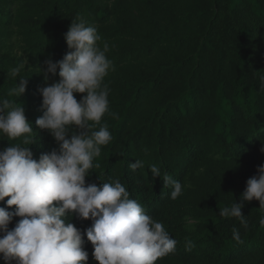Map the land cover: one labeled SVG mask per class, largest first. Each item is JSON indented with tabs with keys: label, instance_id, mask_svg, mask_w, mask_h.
I'll return each instance as SVG.
<instances>
[{
	"label": "trees",
	"instance_id": "1",
	"mask_svg": "<svg viewBox=\"0 0 264 264\" xmlns=\"http://www.w3.org/2000/svg\"><path fill=\"white\" fill-rule=\"evenodd\" d=\"M80 19L109 44L115 70L103 84L118 116L102 120L112 140L86 185L120 180L164 225L176 249L155 264H264L259 202L242 208L247 227L218 215L240 202L247 179L264 163V0H0V96L23 106L36 132L34 159L58 149L35 126L42 116L38 90L46 86L37 70L69 51L64 34ZM24 60L26 91L9 97L15 84L9 70ZM16 142L0 137V150ZM136 159L145 167L132 171ZM151 164L161 169L160 179L147 170ZM164 173L183 185L176 199ZM69 222L82 232L91 224L75 215ZM233 227L242 243L232 239ZM84 247L87 264H97L86 238Z\"/></svg>",
	"mask_w": 264,
	"mask_h": 264
},
{
	"label": "clouds",
	"instance_id": "2",
	"mask_svg": "<svg viewBox=\"0 0 264 264\" xmlns=\"http://www.w3.org/2000/svg\"><path fill=\"white\" fill-rule=\"evenodd\" d=\"M64 40L68 52L59 61H44L45 85L38 91L42 98V116L36 119L37 129L46 131L58 145L38 159L33 158V126L27 121L23 106L0 96V137L18 141L0 150V260L4 264H87L89 253L85 238L92 246L97 264H155L176 249L164 225L146 213L120 180L86 185V178L101 156L102 146L112 140L104 116L118 118L109 108V89L103 84L110 71L109 44L98 34L95 25L73 20ZM27 61L10 68L15 80L9 97L20 98L26 91ZM58 80L48 83L49 77ZM76 94H81L79 101ZM264 152V147L261 148ZM145 167L141 159L129 163L132 171ZM153 178H161L156 164L147 168ZM146 175V174H145ZM164 187H171L170 198L183 192V185L167 173ZM234 200V199H233ZM258 201L264 212V163L247 179L239 201L219 209L223 218H236L247 227L242 214L246 202ZM75 215L91 221L78 229L69 222ZM18 218L14 227L9 224ZM264 225V216L260 219ZM232 239L242 243L237 228ZM194 245L186 242L187 250Z\"/></svg>",
	"mask_w": 264,
	"mask_h": 264
}]
</instances>
